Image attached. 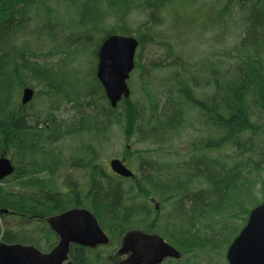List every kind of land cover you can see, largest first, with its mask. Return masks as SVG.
Returning <instances> with one entry per match:
<instances>
[{"label":"trees","instance_id":"obj_1","mask_svg":"<svg viewBox=\"0 0 264 264\" xmlns=\"http://www.w3.org/2000/svg\"><path fill=\"white\" fill-rule=\"evenodd\" d=\"M111 33L138 41L130 95L116 106L96 78ZM81 56L84 79L56 73L78 70ZM31 81L47 98L43 110L18 100ZM60 100L73 109L66 118L54 115ZM112 128L136 144L134 177L97 160L99 136ZM82 151L83 183L60 186ZM0 154L14 164L0 180L5 242L48 251L57 236L42 220L81 205L112 244L152 223L182 252L169 264L217 255L253 206L241 192L264 183V0H0ZM113 249L72 245L69 256L109 264L102 256Z\"/></svg>","mask_w":264,"mask_h":264},{"label":"water","instance_id":"obj_2","mask_svg":"<svg viewBox=\"0 0 264 264\" xmlns=\"http://www.w3.org/2000/svg\"><path fill=\"white\" fill-rule=\"evenodd\" d=\"M137 39L127 34H109L97 51L96 76L111 105L121 96L129 95L126 79L134 66ZM32 96V89H23L22 102ZM113 171L123 176L132 172L118 158L111 159ZM14 170L11 160L0 154V179ZM49 227L58 241L49 251L33 244L0 240V264H73L69 259L70 244L95 246L108 242L93 213L85 207H70L48 217ZM118 254H127L120 264H157L166 256L179 257L180 252L163 238L154 234L131 231L124 235ZM228 264H264V202L253 206L247 221L226 250Z\"/></svg>","mask_w":264,"mask_h":264},{"label":"rangeland","instance_id":"obj_3","mask_svg":"<svg viewBox=\"0 0 264 264\" xmlns=\"http://www.w3.org/2000/svg\"><path fill=\"white\" fill-rule=\"evenodd\" d=\"M136 28V27H133ZM154 47V45H153ZM154 48H152L151 51H153ZM149 53V52H148ZM149 56V54H148ZM150 57V56H149ZM84 57L81 56L80 59H78L76 61V63L78 64V70H76L75 72H73L74 70L72 69H68V70H63V71H57L56 73H58V75L63 74L64 76L66 74L67 78L69 81H71V78H74L76 76V74L73 75V73H77L78 77L77 78H83L86 76V74L89 75V73L84 70L83 71V60ZM88 81H90L91 79L88 78ZM83 85V82L79 83L78 85L80 86ZM33 89V95L32 98L25 104L26 107H31L32 109H41L43 110L47 104V98L43 93L39 92V85H37L36 81H31L28 82V85ZM133 86L132 83L129 82V87L131 88ZM22 93V92H21ZM141 91L137 90L136 88H134V96H140ZM22 95L19 93L18 96V100ZM60 108L58 110H56L55 114L56 116L60 117V116H64L65 118L70 115L73 112V109L70 105V102H64V100H60L59 103ZM194 121L193 119L190 121L192 122ZM195 124L198 125L197 121L194 122ZM190 125V124H189ZM193 133H196L193 131ZM200 133V131H199ZM89 135L86 133H83V142L86 143L87 140L85 138H88ZM188 138V136H186ZM100 138V142H102V144L100 145V150L96 151L97 154V160H99V163L103 166L106 167V165H108V160L112 157H121L123 158L126 162L128 161V157H129V150H133L136 149V144L134 143V140H131L130 142H127L124 135L117 133V130L114 128H112L110 133H103L99 136ZM79 140V139H77ZM75 141V140H74ZM95 147L97 145V141H95ZM81 143V142H80ZM79 142L74 143V145L78 146L80 144ZM188 143L187 139H178L176 141L177 146L180 147H185V145ZM63 145H66V143H64ZM80 147V145H79ZM79 147L77 148V150H79ZM124 148H126L127 150H125ZM146 148H152L151 146H147ZM129 149V150H128ZM66 152H70L71 151L68 148H65ZM76 154V153H75ZM177 161L178 158H176ZM131 168L134 170V167L131 165ZM82 170L80 169V167L77 166H71L69 168H67L66 170H64L61 175L58 176V181L60 186L65 187V188H69V187H74L75 185H78L79 182L82 180ZM137 175V173H136ZM261 180V179H260ZM264 180V178H263ZM76 181V182H73ZM259 183V187H251L250 189H244L241 192V201H243L244 204H249V205H256V204H260L264 201V183L261 185L260 182ZM260 188V191H257V189ZM153 204V201H152ZM248 211V210H247ZM7 223V220L4 221L3 218L0 216V227L1 230L4 226V224ZM225 252L226 249L225 248H220V250L217 251V255L215 253L211 254V253H205V254H201L199 256V258L197 259L198 264H226V262L224 261L225 258ZM112 256L111 261L113 262L114 260H116L118 257L116 255V253L109 251V252H104L103 256ZM109 257V256H108ZM169 264V263H167Z\"/></svg>","mask_w":264,"mask_h":264},{"label":"flooded vegetation","instance_id":"obj_4","mask_svg":"<svg viewBox=\"0 0 264 264\" xmlns=\"http://www.w3.org/2000/svg\"><path fill=\"white\" fill-rule=\"evenodd\" d=\"M78 162H76L75 164H79V165H75V166H78V167H80V169L83 171V156H82V158H78ZM82 176V179H83V172H82V174H81ZM73 182H76V181H73ZM77 183V182H76ZM79 183H83V180H81ZM149 201L151 202V204H152V201H153V204H152V206H153V208L155 209V210H158V208H159V202L158 201H156L155 200V198L153 197V196H149ZM80 207H83V206H81L80 205ZM90 210V209H89ZM91 211V210H90ZM92 212V211H91ZM93 213V212H92ZM93 215L95 216V214L93 213ZM247 217H248V214H246V217H245V219H244V221H243V223L241 224V226L239 227V229L237 230V232L235 233V235L233 236V238L239 233V231L241 230V228L244 226V224L246 223V221H247ZM47 218V217H46ZM95 218L97 219V221H98V223H99V225H100V227L104 230V232L106 233V235L108 236V242H106V243H101V244H97V245H95V246H85V245H80V244H76V243H71L70 244V248H71V246L72 245H75V247H78V246H83V248H90V249H94V248H115V249H113V250H108V251H106V252H109V251H112V252H114V253H116V255H117V259L116 260H114L113 262L111 261V259H112V256H110V255H108L107 257H104V256H102L105 260H107L108 262H109V264H120V262H121V260L122 259H124L125 257H126V255L125 254H123V255H119L118 254V248H122L123 246H122V243H123V238H124V235L127 233V232H129V231H136V232H143V233H146V234H154V235H157V236H160L161 238H163L169 245H171L172 247H174V248H176L181 254H180V257H172V256H166L165 258H164V260L163 261H161L160 263H157V264H167V263H170V262H172L174 259H179V258H181V256H182V252H181V250L173 243V241H171V240H169V239H167L163 234H161V233H159V232H157L153 227H150V226H148V225H150V224H152V223H149L147 226H145V227H141V228H136V227H134V228H132V229H130V230H128V231H123V233L119 236V238L117 239V241H116V243L114 242V244H112L111 243V238H110V236H109V234H108V232L102 227V225H101V223L99 222V220H98V218L95 216ZM41 219H43V218H41ZM45 219V218H44ZM232 238V239H233ZM57 241H58V238H57ZM57 241H56V243H57ZM232 240H230L224 247H223V245L221 244L220 246H217L216 248H225V249H227L228 248V246H229V244H230V242H231ZM55 243V244H56ZM214 247V246H213ZM226 253V252H225ZM225 262H226V259H225ZM227 263V262H226Z\"/></svg>","mask_w":264,"mask_h":264},{"label":"bare ground","instance_id":"obj_5","mask_svg":"<svg viewBox=\"0 0 264 264\" xmlns=\"http://www.w3.org/2000/svg\"><path fill=\"white\" fill-rule=\"evenodd\" d=\"M79 156H83V151L81 153H79Z\"/></svg>","mask_w":264,"mask_h":264}]
</instances>
